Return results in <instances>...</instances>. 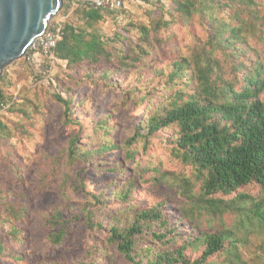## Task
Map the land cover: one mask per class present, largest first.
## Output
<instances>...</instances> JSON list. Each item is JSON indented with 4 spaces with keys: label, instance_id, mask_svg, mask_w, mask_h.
Instances as JSON below:
<instances>
[{
    "label": "rangeland",
    "instance_id": "obj_1",
    "mask_svg": "<svg viewBox=\"0 0 264 264\" xmlns=\"http://www.w3.org/2000/svg\"><path fill=\"white\" fill-rule=\"evenodd\" d=\"M124 3V12L95 25L113 61L94 68L57 61L49 73L32 67L41 78L25 57L3 69L0 86L9 102L0 112L6 125L0 131V264H134L111 242L110 229L125 230L140 210L157 205L166 223L155 222L134 236L137 261L148 264L187 240L193 241L187 255L199 258L207 244L198 238L225 233L230 237L224 249L205 264H264V218L257 214H264L263 186L253 182L232 194L212 195L228 202L247 195L221 213L201 201L199 173L178 158L177 125L141 137L152 114L170 106L176 94L195 93L187 76L196 61L215 62L213 77L238 90L256 62L264 71V0L248 6L235 0L204 3L189 18L175 0ZM79 16L62 8L54 18L84 25ZM233 27L242 28L237 53L218 49L216 30L227 38ZM183 59L186 75L172 79L174 62ZM51 76L76 102L69 115L54 97ZM59 213L66 235L57 243Z\"/></svg>",
    "mask_w": 264,
    "mask_h": 264
},
{
    "label": "trees",
    "instance_id": "obj_2",
    "mask_svg": "<svg viewBox=\"0 0 264 264\" xmlns=\"http://www.w3.org/2000/svg\"><path fill=\"white\" fill-rule=\"evenodd\" d=\"M175 1L177 10L187 18L198 12L202 4L210 3L214 7L217 3V0ZM235 1L247 6L251 4V0ZM125 10V6L114 11L89 6H79L72 10L70 0H65L64 13L67 14L70 11L77 13L80 15L78 19L85 22L84 25H78L73 21H57L53 18L49 29L58 31L60 35L54 50L58 60L65 62L68 68L82 64L94 68L104 61H113L107 42L95 29V25L106 20L107 15L113 16ZM157 27L159 28L160 24ZM143 30L148 34L147 28L143 27ZM231 32L232 35L224 38L222 32L216 30L213 38L217 40L218 49L233 50L237 53V46L234 43L235 40L242 39V28L233 27ZM214 39L210 41V44L215 48ZM30 54L32 55L31 60L24 58L30 67H38L41 72L49 73L48 60L43 58L41 61L39 56L36 57L39 54L36 51L31 50ZM116 57L123 60L129 56L117 55ZM211 62L212 60L206 66H202L201 62L196 61L193 75L187 76L188 80L196 85L195 93L189 98H183V92L176 94L170 106H165L163 110L152 114L147 125L143 126L148 132L142 134L141 137L152 136L161 128L177 125L179 132L175 143L178 158L185 164L192 165L199 173L198 178L202 181L201 201L206 206L222 213L233 207L231 203H235L240 198L246 199L247 195L240 194L231 202L212 198V195L232 194L253 182L261 184L264 188V100L261 98L264 91V71L262 64L256 62L252 70L245 74L244 87L238 90L233 83L227 81L219 83L220 78L213 77L215 62ZM185 66V59L174 62L170 73L171 78L184 77L186 75L183 72ZM32 69L36 75L34 68ZM118 69L120 71L121 68ZM36 76L42 77L41 75ZM49 79V82L54 85L55 99L63 102L69 115L73 111L70 106L76 103L70 90L66 86H61L56 77L51 76ZM8 102L9 97L0 86V112L6 108ZM5 129L6 125L0 118V131ZM139 136L140 131L135 138ZM128 143L130 144L131 141ZM75 146L76 141H73L71 154L76 153ZM113 147L115 145L103 148ZM257 214L264 218L262 211H258ZM60 216V213L55 215L58 229L54 241L57 243H60L66 235L64 222L62 225ZM75 219H80V215H76ZM155 222L162 226L166 223L160 205L140 210L134 222L125 230L111 228V242L117 245V248L126 255L130 262L143 264V260L137 261L134 255V236L142 234L147 227L150 229ZM13 231L17 229L14 228ZM151 232L160 240L165 238V234H160L156 230ZM229 237L230 235L225 233L204 234L198 238L207 244L201 257L192 259L187 255V248L193 246V241L187 240L180 248L155 254L149 259L148 264H205L208 258L224 249L225 241ZM3 252L4 247L0 242V253Z\"/></svg>",
    "mask_w": 264,
    "mask_h": 264
},
{
    "label": "water",
    "instance_id": "obj_3",
    "mask_svg": "<svg viewBox=\"0 0 264 264\" xmlns=\"http://www.w3.org/2000/svg\"><path fill=\"white\" fill-rule=\"evenodd\" d=\"M63 7L64 0H0V77L5 66L29 55Z\"/></svg>",
    "mask_w": 264,
    "mask_h": 264
},
{
    "label": "built area",
    "instance_id": "obj_4",
    "mask_svg": "<svg viewBox=\"0 0 264 264\" xmlns=\"http://www.w3.org/2000/svg\"><path fill=\"white\" fill-rule=\"evenodd\" d=\"M72 10H75L79 6H89L105 10H118L125 6L123 0H70ZM60 38L58 31L48 29L42 36H39L33 42L30 51L38 52L49 62V69H52L55 62L59 61L55 54V48ZM28 60L32 59V55L29 53L26 56Z\"/></svg>",
    "mask_w": 264,
    "mask_h": 264
},
{
    "label": "crops",
    "instance_id": "obj_5",
    "mask_svg": "<svg viewBox=\"0 0 264 264\" xmlns=\"http://www.w3.org/2000/svg\"><path fill=\"white\" fill-rule=\"evenodd\" d=\"M38 56L41 58V59L40 58L39 59L42 61L44 57L41 54L36 55V57H38Z\"/></svg>",
    "mask_w": 264,
    "mask_h": 264
}]
</instances>
